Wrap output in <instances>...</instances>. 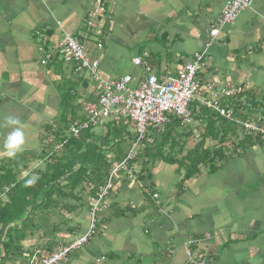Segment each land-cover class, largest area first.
Instances as JSON below:
<instances>
[{
	"label": "crops",
	"instance_id": "crops-1",
	"mask_svg": "<svg viewBox=\"0 0 264 264\" xmlns=\"http://www.w3.org/2000/svg\"><path fill=\"white\" fill-rule=\"evenodd\" d=\"M225 1L108 0L104 5L109 12L100 18V37L84 33V21L94 20L89 15L93 0H0V164L8 169L12 163L3 149L4 138L12 130L7 117H18L26 126L24 151L15 157L26 164L19 168L23 177L42 167V145L67 134L69 105L70 113L82 118L83 104L96 102L91 96L97 92L98 99L104 82L130 77L136 86L149 74L159 80L172 78L196 54H202L204 72L197 73L204 86L192 101L197 108L211 98L206 83H213L214 88L225 82L239 86L243 92L239 98L244 97L248 105L247 99L251 101L264 89V0L241 10L232 24L218 28L211 38L209 30ZM64 35L74 37L85 52H98V57L91 58L98 61L94 75L76 71L75 61L56 53ZM45 54L50 57L42 65ZM136 57L143 63L135 64ZM77 73L81 77H73ZM66 84L74 94L71 100L69 92L63 93ZM64 98L67 105H63ZM188 113L189 125L197 119L189 109ZM173 120L168 115L158 128L164 130ZM120 122L132 128L125 118L98 125L107 128ZM94 127L88 129L92 136ZM261 139L260 146L246 148L212 172L202 168L181 186L175 164L155 163L147 177L150 188L137 178V166L117 171L101 201L94 233L58 264H189L187 250L213 264H264L263 135ZM81 204L66 215L72 230L55 234L57 244L87 231L86 197ZM48 221L44 226L50 227L53 221ZM47 240L27 238L20 253L3 264L27 262L35 252L47 250Z\"/></svg>",
	"mask_w": 264,
	"mask_h": 264
},
{
	"label": "trees",
	"instance_id": "trees-1",
	"mask_svg": "<svg viewBox=\"0 0 264 264\" xmlns=\"http://www.w3.org/2000/svg\"><path fill=\"white\" fill-rule=\"evenodd\" d=\"M245 94L248 95L247 92ZM73 95L70 89L69 100ZM241 95L228 99V107L235 113L231 120L220 117L215 111L210 112V115L200 114L202 111H208L202 105L190 111L192 118L201 119L199 125L180 126L176 124L178 118L175 117L176 120L171 121V127L169 126L170 130H162L159 139L155 135L159 132L158 128L151 130L150 135L153 137L142 145L143 148L136 152L132 160L127 161L126 168L137 166V178L143 182L144 187L150 188L147 177H150L149 172L155 163L175 164L177 172L181 174L178 182L181 186L202 168L212 172L246 148L260 146L264 120L260 118V122L255 123L259 132H249L243 128V123L251 121L241 112V109L246 107L244 97L239 98ZM260 100L247 99L246 104L255 106ZM63 101V105L68 104L66 98ZM222 103L219 100V104ZM70 111L72 112L69 105V111L65 112L67 134L59 139L56 137L58 140L54 139L55 141L46 144L47 146L42 145L39 154L42 167L30 170L21 177L20 169L26 168L22 159L10 158L14 168L9 165V168L5 169V164H0V264L20 253L21 241L25 240L26 232H30L33 226L28 224L31 220L28 216L31 208L37 216L43 217L44 223L49 222V219L53 221L50 227L46 226L52 237L44 245L47 249L45 252L48 253L59 245L53 240L55 234L72 230L67 224L66 215L82 205L83 197L95 196V192L105 184L109 170L127 154L130 146L122 145L126 137L123 128L119 130L109 125L101 137L95 134L92 136L88 129L81 130L77 137L68 136L69 125L85 120L84 116L79 118ZM172 123L176 125L172 127ZM188 127L196 128V133L190 128L188 130ZM128 137L132 141V137ZM209 141L210 144H207ZM55 142L61 143V146L56 147L58 144ZM32 175H38L39 179L35 184L28 185L26 182ZM89 186L92 187L90 191L87 190ZM1 194L5 195L4 198ZM22 213H26L24 220ZM15 221L17 222L14 225Z\"/></svg>",
	"mask_w": 264,
	"mask_h": 264
},
{
	"label": "built area",
	"instance_id": "built-area-1",
	"mask_svg": "<svg viewBox=\"0 0 264 264\" xmlns=\"http://www.w3.org/2000/svg\"><path fill=\"white\" fill-rule=\"evenodd\" d=\"M255 0H226L223 4L220 15L211 25L209 36L214 38L218 28L223 25L232 24L238 16V13L252 5ZM103 0H93L89 12L91 18L97 15H107L109 12L104 5ZM89 28L94 27L92 21H87ZM210 44V42H209ZM97 47H100L99 43ZM56 53L62 57L75 61L78 65L76 71L86 70L94 75L98 62L90 60L82 44L74 37L64 35L56 46ZM50 57L45 54L40 61L43 65ZM202 54H196L193 60L182 65L175 77L163 78L159 80L155 74H149L145 79L139 81L136 86L131 85L130 77H123L116 82H104L101 92L95 103L86 102L82 106V114L85 120L80 123H72L68 128V136L77 137L81 130H87L91 126H96L104 120L120 121L125 118L132 126L133 135L131 146L122 160L109 170L108 178L101 186L95 196L86 197L89 208V226L87 231L74 237L73 240L59 244L50 252H35L27 262L22 264H58L74 250L85 245L89 237L95 231L98 212L102 199L112 185V178L117 171L127 172L126 163L132 160L136 154V149L144 145L148 139V131L158 128L167 120V116L178 117L182 123L189 122L188 104L199 94L201 87L197 79V72L201 67ZM135 64H141L143 61L136 57L133 59ZM207 90L212 98L203 102L204 106L218 113L220 117L231 120L234 117V111L231 107H223L219 104L220 97L229 99L240 94L242 89L234 88L229 82H225L216 92L213 83H206ZM245 129L255 130L249 123H243ZM92 187H88L90 191ZM35 255H37L35 257ZM187 261L189 264H213L204 258H196L192 252L187 250Z\"/></svg>",
	"mask_w": 264,
	"mask_h": 264
},
{
	"label": "rangeland",
	"instance_id": "rangeland-1",
	"mask_svg": "<svg viewBox=\"0 0 264 264\" xmlns=\"http://www.w3.org/2000/svg\"><path fill=\"white\" fill-rule=\"evenodd\" d=\"M108 0H103V2L106 4V2H107ZM108 14V13H107ZM102 17V15H97V16H95L94 17V20H93V22H94V24H96L95 25V27H92V28H89L88 26H87V21H92V20H90L89 18V20L87 19V21L85 20L84 22L85 23H83V27L85 26V28L87 29H85L86 31H84V33H85V35L86 34H88V31L91 33V34H95V35H98V36H100V37H102L101 36V33H102V25H101V23H100V18ZM109 28V26H107V28L106 29H108ZM97 36V37H98ZM99 44H100V42H99ZM101 45V44H100ZM88 53V54H87ZM86 54H87V56H88V58L90 59V60H93V59H91V58H93V56L94 57H98V52H96L95 54L96 55H93L92 53H91V51H89V52H86ZM64 61H66V64L65 65H67L68 67H72L71 66V63H69V61H67V60H65L64 59ZM97 61V60H96ZM71 62H73V61H71ZM98 62V61H97ZM76 64V63H75ZM76 73V72H75ZM197 73H199V74H204V72L202 71V69L200 68L199 69V71L197 72ZM198 75V74H197ZM196 75V76H197ZM75 76H78V77H81V75L80 74H74L73 75V77H75ZM74 80V79H73ZM75 86H76V88L79 86V84H77V83H75ZM200 87H201V90H202V87L204 88V86H202L201 85V83H200ZM206 89V91L208 92V94H209V97L211 96V98H212V95H211V93L207 90V88H205ZM72 90V89H71ZM200 90V91H201ZM220 91V84L219 85H216V92L218 93ZM68 92H69V84H66L65 85V88L63 89V93H64V95H68ZM81 93V92H80ZM200 93V92H199ZM97 94V92H95L94 94H93V96H91V98L92 99H90L91 101H97V100H94V99H97V97L96 96H94V95H96ZM253 96V95H252ZM210 98V99H211ZM257 99H261L260 100V102H259V104H255V106H250V104H248V105H246V107H244V108H242L241 109V112L243 113V115H246V116H248V119L251 121V123H254V124H251V123H249L250 124V126L251 127H253L254 126V128H255V130L253 131H249V132H259L258 131V127H256V124L255 123H259L260 121L258 120V119H262V120H264V89L262 90V91H260V95H258V96H256L254 99H251L250 98V100H253V101H255V100H257ZM254 105V104H253ZM197 103L196 102H189V104H188V106H187V108L189 109V111H192V108H197ZM222 106L223 107H228L229 106V101H224L223 103H222ZM210 112H213L212 110H210V109H208V113H209V115H210ZM240 112V113H241ZM201 113H204V111H202ZM207 113V114H208ZM234 115H235V113H234ZM189 121H190V117H189ZM200 121H201V119L198 117L197 118V120L196 121H192L191 120V122L189 123L191 126H196V125H199L200 124ZM262 122H264V121H262ZM108 125H110V124H108ZM184 125H188V123H184L183 125H181V126H184ZM169 126H170V124H168V125H165V130H167V131H169L170 130V128H169ZM115 127L116 128H118L119 130H122V128H123V130L125 131L124 132V134H126V137L123 139V143H122V145H124L125 147H128V146H130V141H131V138H129L128 136H132L133 135V131H132V128H130V126L128 127V126H124L123 124H122V122H120L119 124H117V125H115ZM105 128H106V126L105 125H97V126H95L94 127V129H95V134H96V132H97V134L99 133V135H101L103 132H104V130H105ZM189 128L190 127H188V130H189ZM243 128L245 129V127L243 126ZM190 129H192V128H190ZM158 130H159V132L157 133V134H155L156 135V137H157V139H159V136H160V132L163 130V128H158ZM261 131H263V130H261ZM264 132V131H263ZM262 135H263V139H264V133H262ZM151 136L153 137V135L151 134L150 135V133H148V139H149V141L151 140ZM133 142V140L131 141V143ZM207 144H210V141L207 143ZM144 146V145H143ZM143 146H140V147H138L137 148V152H140L141 151V149L143 148ZM148 149H149V146H148ZM10 165L12 166V168H14V166L10 163ZM85 201V198L83 197V199L81 200V202H84ZM84 206H85V203H84ZM26 215V213H22V215H21V217H23L24 216V218H23V220L25 219V216ZM29 218L31 219L30 221H28V224H30V225H33L32 226V228H31V230H30V232L29 231H27L26 232V238H25V240L27 239V238H29V237H31V239H33L34 241L40 236L41 238H43V239H45V238H47V239H50L52 236H50V232H49V230L47 229V227L46 226H44L45 224H44V220H43V217L42 216H37L36 215V213L34 212V210L31 208V211H30V213H29ZM20 217V218H21ZM17 221H15L14 222V225H15V223H16ZM19 226H20V223H19ZM28 233H30V234H28ZM45 237V238H44ZM25 240H23V241H21V246L23 245V242L25 241Z\"/></svg>",
	"mask_w": 264,
	"mask_h": 264
},
{
	"label": "clouds",
	"instance_id": "clouds-1",
	"mask_svg": "<svg viewBox=\"0 0 264 264\" xmlns=\"http://www.w3.org/2000/svg\"><path fill=\"white\" fill-rule=\"evenodd\" d=\"M237 87H239V86H237ZM241 93H243V92H241ZM221 99L226 100V98H223V97L220 98L219 100L221 101ZM176 118H178V117H176ZM178 120L180 122V126L184 124V122L182 123V121L179 118H178ZM6 123L9 127L12 128V130L4 138L3 149L5 150V154L8 158H15L18 153H21L24 151V146H25V142H26L24 129L26 126L22 123V121L18 117H15V116L7 117ZM245 130L252 131L249 129H245ZM38 179H39L38 175H32L31 178L28 179L26 183L28 185H33L36 183V181Z\"/></svg>",
	"mask_w": 264,
	"mask_h": 264
}]
</instances>
